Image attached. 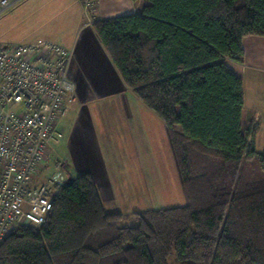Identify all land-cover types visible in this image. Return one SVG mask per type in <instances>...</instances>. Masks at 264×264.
<instances>
[{
    "label": "trees",
    "instance_id": "16d2710c",
    "mask_svg": "<svg viewBox=\"0 0 264 264\" xmlns=\"http://www.w3.org/2000/svg\"><path fill=\"white\" fill-rule=\"evenodd\" d=\"M147 1L93 29L167 127L187 204L110 213L84 173L56 189L45 225L7 238L0 264H264V179L242 175L251 160L264 171V152L258 126L242 129L243 81L227 65L242 61L243 38L264 37V0Z\"/></svg>",
    "mask_w": 264,
    "mask_h": 264
},
{
    "label": "rangeland",
    "instance_id": "374dc122",
    "mask_svg": "<svg viewBox=\"0 0 264 264\" xmlns=\"http://www.w3.org/2000/svg\"><path fill=\"white\" fill-rule=\"evenodd\" d=\"M1 2L2 0H0V47L49 41L69 49L75 47L73 68L77 70L78 61L79 64L81 61L84 66L90 97L78 98V93L75 94L78 102L73 106L70 103L71 114L62 124L63 128L61 127L65 134H63V140L59 145H52L50 164L54 167L59 160L56 152L66 158V153L69 152L66 144H68L70 136L67 121L70 118L71 120L78 118L82 122L79 127L80 132L76 133L77 145L80 152L94 159L102 180L109 183L111 197H108V201L106 200V206L110 210L132 215L135 212L152 209L185 206L187 201L179 169L174 164L172 155L169 156V153L164 150L166 145H171L168 137L164 140V136H162L163 149L160 154H154V150L150 148L148 151L144 150L143 157L137 160L131 158L128 152L122 153L114 148L118 144L117 141L114 139L111 141V138L105 142L103 138L101 141L95 132L98 128L96 126L98 125L97 119L109 117L110 112L113 117H118L111 107L109 110L108 105L120 102L130 105L131 111L128 113L131 112L134 115L133 119L145 116L143 109H145V113H149L157 119L158 117L132 92L127 95L120 92L111 95L112 90L106 87L108 78L102 68L105 62L99 54L100 50L94 46L95 44L90 39L91 29L85 27L89 18L86 16L80 0H72L71 3L69 0H19L15 6L4 12ZM44 7L48 13H45ZM89 49H92L93 53ZM113 89L118 90L117 86H113ZM100 114L102 116H99ZM143 127L145 128V126ZM136 128L141 130V124ZM160 128L164 131L165 124L162 123ZM147 134L143 137L141 135V140L145 143L144 145H151L150 137ZM157 136L158 134H156ZM85 143L91 148L90 151ZM259 143V151L264 152V130L259 134ZM164 144L166 145L164 146ZM53 170L51 168L47 172L48 177L53 175ZM79 174L76 169H66L59 176L64 179L71 176L75 179ZM242 175L248 182L264 179V171L260 168L257 160L244 163ZM141 185L143 188H140ZM135 225L136 223L131 219L122 223V226Z\"/></svg>",
    "mask_w": 264,
    "mask_h": 264
},
{
    "label": "built area",
    "instance_id": "2783aa9c",
    "mask_svg": "<svg viewBox=\"0 0 264 264\" xmlns=\"http://www.w3.org/2000/svg\"><path fill=\"white\" fill-rule=\"evenodd\" d=\"M18 1L2 0V11ZM81 2L91 26L98 2ZM74 55L75 47L49 41L0 47V246L23 227L45 225L56 189L69 183L59 176L68 163L61 158L53 167L50 156L77 88Z\"/></svg>",
    "mask_w": 264,
    "mask_h": 264
},
{
    "label": "crops",
    "instance_id": "0c3cea01",
    "mask_svg": "<svg viewBox=\"0 0 264 264\" xmlns=\"http://www.w3.org/2000/svg\"><path fill=\"white\" fill-rule=\"evenodd\" d=\"M69 1L70 3L72 2V0ZM97 2L98 7L94 16V22L112 20L122 16L141 14L144 9L150 4L147 0H97ZM44 11L45 13H48L45 7ZM85 27H89L91 29L90 39H92L93 43L95 44L94 46H96L98 50H100L99 54L105 62V65H102V68L105 72L106 77L108 78L106 79V87L107 89L112 90L111 95L119 92L126 95L130 94L132 91L124 85L116 67L114 66L106 50L103 48L102 44L98 40L96 33L93 29V25H85ZM242 46L244 49V56L242 58V61L238 62L231 59H227V65L243 81L244 109L241 120L242 129L246 132L250 129L252 125L258 126L257 131L255 133V148L258 153H263L259 151V134L262 132V130H264V37H245L242 40ZM89 51L93 53L92 49H89ZM73 64L74 58L71 65L70 76L76 82L77 88L76 92L71 97L70 103H72V106L78 102V98L86 99L90 97V95H88L89 83L86 81L84 75L85 70L83 69V64L81 63V61L79 64L78 61L77 70L73 68ZM113 86H117L118 90H114ZM77 93L79 95L78 98L75 96V94ZM110 107L114 110V114H117L118 117H113L110 112L109 117H101L100 119H97L96 122L98 125L96 126H98V128L95 130V132L99 135L101 141L103 138L104 142L109 140L110 138L111 141L112 139H114L118 142L117 146L114 148L120 150L122 153L128 152L131 158L137 160L140 157H143L144 150L148 151L150 148L154 150V154H160L161 150L163 149L162 136H164V140L166 137H168L170 140V135L166 126L164 128V131L161 130L160 125L163 122L159 118L157 119L153 115L145 113V109H143V113L145 116L133 119L134 115L131 112L128 113V111H131L130 105L128 103L120 102L118 104L108 105L109 110ZM71 110L72 109L70 108L66 117L59 124V130L63 134L65 133L62 130V124L66 121L68 115L71 114ZM99 116L102 115L100 114ZM67 122L69 124L68 129L70 131V136L68 138V144L66 145L68 146L67 149L69 152L68 154L66 153L67 159L56 152L57 157L59 159H65V161L68 163V167L66 169H76V171L80 173L79 175L84 173H90L94 178L95 184L98 188L101 200L106 210L110 213H118L114 212V210H110V208L106 206V200L108 199V197H111L109 183H105L102 180V176L99 172L100 170L96 168L94 159L92 157H89V155L85 156L82 152H80L79 146L77 145L78 138L76 136V133L80 132L79 127L82 122L81 119L77 118L71 120L70 118ZM139 124H141V130H138L136 128V126ZM143 126H145V128ZM175 130L179 133L182 132V128L180 126H176ZM146 134L150 137L151 145H144L145 143H143V141L141 140L142 137ZM156 134H158L157 137ZM74 137H76L77 139L75 140ZM86 141L89 142L88 139H86ZM59 144L60 143L56 145ZM165 145L166 144H164V146ZM171 146L172 145H166L164 150L169 153V156L172 155L173 162L175 161L174 164H176L178 167L174 150L173 148L171 149ZM87 147L90 151L91 148L88 145ZM51 176H54V173ZM66 180L68 182H71L74 179L69 176L66 178ZM140 188H143V186L141 185Z\"/></svg>",
    "mask_w": 264,
    "mask_h": 264
}]
</instances>
